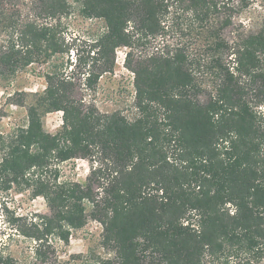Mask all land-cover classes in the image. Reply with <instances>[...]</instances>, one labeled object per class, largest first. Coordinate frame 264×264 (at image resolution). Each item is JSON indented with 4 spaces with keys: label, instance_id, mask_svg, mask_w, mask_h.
I'll return each instance as SVG.
<instances>
[{
    "label": "trees",
    "instance_id": "16d2710c",
    "mask_svg": "<svg viewBox=\"0 0 264 264\" xmlns=\"http://www.w3.org/2000/svg\"><path fill=\"white\" fill-rule=\"evenodd\" d=\"M74 11L104 24L77 60L85 90L126 48L132 115L75 98L56 61ZM235 11L229 0H0V81L44 69L43 90L20 105L24 124L0 136V183L49 210L18 226L37 263L49 238L67 243L91 218L107 251L86 264H264V0L255 30ZM179 24L196 31V54L169 41ZM55 112L51 134L42 118ZM92 157L86 184L61 179L62 164ZM0 264L19 262L0 248Z\"/></svg>",
    "mask_w": 264,
    "mask_h": 264
},
{
    "label": "rangeland",
    "instance_id": "374dc122",
    "mask_svg": "<svg viewBox=\"0 0 264 264\" xmlns=\"http://www.w3.org/2000/svg\"><path fill=\"white\" fill-rule=\"evenodd\" d=\"M261 1L229 0L230 4H234L237 9L235 17L232 18L234 23H241L244 30H255L261 17ZM222 15L225 16L227 13L224 11ZM63 22L66 25L64 37L69 41L71 49L67 55L57 58L56 61L63 63L64 76L75 79L78 86L75 98L93 103L100 112L118 110L124 115H132V76L122 65L126 48L116 49L113 71L103 74L95 85V92L87 91L83 86V63L78 64L77 60L79 57L81 60L89 58L93 41L103 32L104 24L99 19L83 18L75 11ZM185 26L179 24L177 30L172 32L168 39L170 42L173 41L187 48L190 53L196 54L200 45L197 33L195 30L186 29ZM193 29H195L194 25ZM233 30L231 26L225 28L223 36L230 37ZM154 44L155 42L146 45L145 50L149 51ZM43 71V68L31 67L20 72L13 80L0 81V136L24 124V110L20 105L27 102L28 92L43 90ZM42 123L46 132L55 133L61 124V113L45 115ZM97 160L96 157H92L91 159H75L62 164L60 166L61 179H68L79 185L86 184V177L95 167V163L99 164ZM93 184V188L97 190L96 183ZM48 214L49 210L41 197H32L27 189L14 185L6 189L0 183V248L3 253L19 264H39L33 256L34 241L23 237L18 226L24 228L36 218V215ZM101 232L100 224L87 218L83 228L71 231L67 243L56 238H49L47 264H86L89 257L104 256L107 250L100 248ZM261 262L264 263V260Z\"/></svg>",
    "mask_w": 264,
    "mask_h": 264
}]
</instances>
